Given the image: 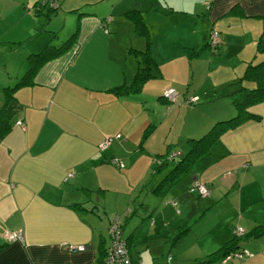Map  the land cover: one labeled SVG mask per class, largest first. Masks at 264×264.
Masks as SVG:
<instances>
[{
	"label": "crops",
	"instance_id": "crops-1",
	"mask_svg": "<svg viewBox=\"0 0 264 264\" xmlns=\"http://www.w3.org/2000/svg\"><path fill=\"white\" fill-rule=\"evenodd\" d=\"M57 3L58 7L53 10L42 4V0H0V49L17 54L20 62L29 64V54L47 46L60 47L72 38L67 49L38 67L33 84L14 94L20 104L16 111L22 123H16L0 142V264H103L111 240L109 224L116 215L119 221L122 218L126 221L129 210L117 206L115 212L122 216L114 214L110 218L107 214L108 218L103 217L92 199L84 198L85 195L94 189L103 191L110 174L117 175L116 167L123 164L121 155L127 156L120 155L117 147L134 146L146 137L144 147L151 151L148 155L153 169L151 157L155 156L158 162V157L173 147L172 139L163 144L155 141L157 121L150 114L141 117L140 111H147L150 100L141 95L151 94L157 103L165 105L168 101L161 97L162 92L168 86H177V90L184 92V86L178 85L180 79L175 77L162 83L149 79L136 93L114 94L111 88L131 79L120 73L128 64L121 58L129 48L148 44L150 54L157 58L152 49L154 45L159 41H174L168 33L171 27L182 28L186 33L183 42L186 84L193 83L186 96L203 94L201 106L209 102L215 105L219 99L228 97L218 95L231 90L226 84L242 74L247 62L264 56L257 53L252 57L244 48L238 51L229 46L236 38L246 41L251 27L242 29L239 35L226 33V29L246 17L258 19L254 24L257 30L264 28V0H55ZM233 7L242 15H230ZM132 10L140 11L146 35H139L134 22L125 16ZM185 20H190L188 29L180 25ZM164 25L168 30L163 29ZM211 27L218 30L221 42L214 54L206 48L199 55H192L205 42ZM65 28L73 31L67 38L60 39L59 34ZM103 28L108 31L105 33ZM124 31L129 35L135 32L137 37L125 43L121 40ZM198 32L196 40L188 38V34ZM202 37L203 43H200ZM112 42L126 46L122 56L115 51L108 53L106 49L102 52V47H109ZM231 48L235 56L227 62L225 74L229 75L215 85L218 88L202 89V83H196L197 68L206 67L209 74L215 70L210 63L219 66L224 62L223 54ZM91 51H95L94 55ZM180 56L178 50L166 53L165 58L173 59L171 65L177 67ZM102 60L108 63L110 70L100 63ZM117 60L121 61L117 63ZM96 61L99 63L93 67ZM109 62L116 63L112 66ZM17 77L11 76L14 80ZM186 96L177 98L178 104L173 106L171 114L181 107L191 111L198 108L197 103L195 107L182 106L180 101H185ZM218 107L216 119L211 124L212 119L201 121L199 128H210L221 118L219 115L228 117L235 113L233 103ZM249 109L259 114L260 120H248L225 132L201 155L199 171L191 168L190 175L185 174L180 183L170 186L172 200L166 204L162 198L157 200L155 210L160 209L162 216L154 220L150 236L160 245L164 243L161 250H153L150 258H146L135 244L136 231L128 235L122 232L131 243L130 255L136 264H163V261L170 264L174 255L180 259L178 253H172L176 252L174 246H168L165 241L170 239L165 231L172 222L162 213L163 204L171 210L170 205L176 208L180 204V210H176L180 223L190 221L195 204L197 208L203 204L208 209L214 208L220 214L215 225L221 227L213 236L212 252L233 237L235 228L242 227L245 238L254 228L264 225V102ZM145 130L147 134L143 137ZM117 135L119 137H112ZM108 137H112L111 144L101 149V142ZM153 140L157 146H153ZM113 158L121 161L120 166L111 163ZM144 173L142 182L150 171L146 169ZM195 180L207 184L210 192L189 206L188 201L192 199L189 188ZM147 208L150 209L149 204ZM225 213L229 215L227 218ZM5 229L21 230L24 240L6 242L2 233ZM243 247L248 253L243 258L234 256L232 261L208 264H264V233L248 237ZM200 248L203 251V247ZM159 255H162L161 260Z\"/></svg>",
	"mask_w": 264,
	"mask_h": 264
},
{
	"label": "rangeland",
	"instance_id": "rangeland-1",
	"mask_svg": "<svg viewBox=\"0 0 264 264\" xmlns=\"http://www.w3.org/2000/svg\"><path fill=\"white\" fill-rule=\"evenodd\" d=\"M256 20L258 19L246 17L242 21L237 23V25L232 26L231 29H226V33L227 31H229L230 33L239 35L242 33V29L251 27V29L247 33L248 39H246V41L236 38L234 39V42L229 44V46H232L233 49L238 51L244 48L243 51L246 54L250 52L249 55H253L252 57H254V55L256 56L257 53L260 54L261 50L258 48V41L260 36L262 35V32L264 31V28L257 30V25H254L257 22ZM166 23L172 25L168 21H166ZM180 25H182L185 29H188L190 26V20L182 21ZM173 27L174 26L171 27V30L168 33L175 40L159 41L152 48L154 54H156L157 56V58H155L154 56L152 58L155 62L159 61L161 63L157 64V69L155 67L154 69H151V72H160L158 76L151 79H156L155 81L162 83V81L166 82V80L170 77L178 78L180 79L178 85L182 83V85L184 86V92H187L189 88H193V83L189 82V85L186 84L188 75L185 72V67L187 63H183L184 55L186 54L183 43L186 33L182 28L175 29ZM165 28L168 30L167 25H164L163 29ZM72 31L73 30L67 31V28L63 29V31H61L59 34L60 39L67 38L72 33ZM103 31L106 33L108 29L103 28ZM136 37L137 35L135 34V32L133 35H129L124 31L121 40L127 43L135 39ZM197 37H199V32L188 34L189 39L196 40ZM201 39L202 40L200 43H203V37ZM109 40H112V38H110ZM147 40L148 36L145 37L146 42ZM125 47L126 46L122 42H112V45L109 47H106V45L103 46L102 52H104V50L106 49L108 53H113L115 51V53L119 54V56H122L124 54ZM145 47L146 44L143 45L142 48H129L128 53H126L121 58L123 62L128 61V64H125V67L123 66L120 71L122 77H134L135 73L138 71V68L141 67L144 63L140 51L144 50ZM178 50L180 51L181 56L178 59L179 62L177 67H174V65H171L174 62L173 59L165 58V55L166 53H176ZM91 52H93L92 54L94 55L95 51ZM207 52H211L210 49H208ZM127 56L128 58H126ZM233 56H235V51L231 48V50H228L227 53L223 54L222 59L224 60V62L219 66H215L213 63H210L212 67H215V70H212L211 72H209V74H207L206 67L197 68L196 78L198 82L196 83H202V89L218 88V86L215 85L217 83H220L221 81L223 82L224 79H226V77L229 75L225 74L228 70L227 62ZM17 58L19 59L15 60ZM20 59L21 58L17 54H12L8 51L3 52L2 49H0V108L5 101L3 88L8 84L12 85L15 81L11 78V76H19L20 78L29 68L30 64H28L27 61L23 60L20 62ZM121 60H117V63H119ZM98 63V61L94 62L92 66L95 67L98 65ZM100 63L104 65L106 64L107 68L110 70L107 62L102 60ZM115 63L109 62V64L112 66H114ZM8 70L12 71V73L9 74ZM161 72L163 73V75L161 74ZM175 88H177V86ZM141 96L144 99H150L148 100L146 105L147 111L145 113L140 111L141 117L146 114H150L157 121L158 129L155 133V141L163 144V142H165L167 139H172L171 144L173 145V147H171V149H169L167 152H163L162 155L158 157L161 162L169 159V154L170 152H172V150L178 151L177 149H180L181 151H184L185 145L183 144V141L186 138H200L205 132H207V130L209 129L207 128V126L199 128L198 125L205 119H212V121L210 122L211 124L216 119V114H218L220 110L218 106H225L228 102L232 104V100L230 97H223L219 99V103L215 105L209 102L201 106V103L204 102V95L198 94L200 100L196 102L198 103L196 104L198 105V108L195 109V111H191L186 107H181L178 111H176L175 114H171L173 106H177L178 102H166L165 105H161L160 103L156 102L157 100H154V96H151V94L144 93ZM180 103L182 104V106H196L188 104L184 100L180 101ZM167 106H170L171 109L168 110ZM229 115H232V113ZM219 116L221 117V115ZM145 132L147 134V130H145ZM112 137L117 138L119 137V135ZM139 141H137L134 146H128L127 148H116L120 155H127L125 157L121 155L123 164L121 165V167H116L117 175L113 173L110 174V176L106 179L103 191H98L97 189L90 190L87 192V195H85L84 198L90 197L93 203H95L94 205L97 206V210L100 211L103 217L106 218H108L107 214L110 215V218L111 215L114 214H119V216H122L120 212H115L117 206L123 207L122 209L128 208L129 211L127 213V216L129 218H127L126 221H123V218L121 217V221H123L122 231L124 235H128L131 232L135 233L136 231V233L133 235L136 238L135 244L138 248V251H141V253H143L146 258H150L151 252L153 250H161L162 246L164 245V240L162 241L163 244L160 245L157 239H154L152 236H150V232L153 230L152 226L154 224V220L157 218V216H162L160 214V209L155 210V207L157 206L156 202L160 198H162L163 203L165 204L168 201H171L172 199L169 195L170 186H172L173 183H180L186 176H184L185 174H183L182 176H180L182 177V179L177 182L166 179L162 182V179H164L166 174L168 175V173L174 167L177 158L174 159V162L172 158L169 159L170 162L167 163L169 165L162 164L161 166H159L160 160H158V163L156 162L155 156H152L151 161L155 166L153 169L151 168L150 157L148 155V152L150 153L151 151L147 147H144L146 144V137L143 139L141 138V140L139 139ZM178 141H180L179 144H177ZM152 142L153 146H157L154 140ZM200 157L201 156H199L198 159L191 165V168L194 169V171H199L201 168ZM113 159H111V163L115 164L112 162ZM117 161L118 163L115 165L120 166L121 161L118 159ZM146 169L149 170L150 173L142 182L145 174L144 171ZM191 173H189V175ZM72 174L73 173L70 172L69 176H72ZM135 187L137 188L134 189ZM158 188L159 190L156 191ZM190 195L192 196V199L188 201L189 206L195 204L196 200H202L205 198L203 196H198L196 193L190 192ZM147 204L150 205V209L147 208ZM203 205L204 206H201V208H197L195 204V209H193L190 221L182 223H180V218L178 217V212L176 211L177 209L180 210V204H178L176 208L170 205L171 208H173L172 210L169 209L168 205H162V213L166 215L172 222L171 227H169L165 231L167 233V237H169L170 239L166 238L165 241H167L168 246H174L176 252L172 251V253H178L180 257V259L177 260V256L175 257L174 255L173 262L170 264H192L197 261V258L201 259L204 256V259H207L210 256V253H212L213 242L215 241L213 236L217 234L216 230L221 227L219 225H215L219 220L220 214L214 208L208 209L206 208L208 206H206L205 204ZM223 215L226 218L229 216L228 213H225ZM194 234H197V236H195ZM200 247H203V251ZM158 259L161 260L162 255H159ZM162 263L169 264L166 262L164 263V261Z\"/></svg>",
	"mask_w": 264,
	"mask_h": 264
},
{
	"label": "trees",
	"instance_id": "trees-1",
	"mask_svg": "<svg viewBox=\"0 0 264 264\" xmlns=\"http://www.w3.org/2000/svg\"><path fill=\"white\" fill-rule=\"evenodd\" d=\"M49 7L54 10L58 7V5H53L52 3H50ZM208 7L209 3H207V8ZM229 14L239 16L242 15L240 10H238L236 7L231 8ZM125 16L129 20L134 22L136 32L139 35H146L147 28L142 20L140 11H127L125 13ZM71 42L72 38L65 41L60 47L53 48L47 46L37 53L29 54L27 56V60L29 61L30 65L25 74L20 78L17 77L12 85L8 84L3 88L5 101L2 107L0 108V142L7 135V133H9V131L16 123H18L19 121L21 122V120L18 119L17 116L18 110L16 111V108H19L20 104L16 101V96L14 95L15 92L22 87L33 84V77L38 67L41 66L48 59L62 53L65 49L69 47V44ZM220 43L221 42L218 30L214 27H211L207 38L205 39V42L198 50L194 51L192 55H199V53H201L206 48L210 49V51L214 54L216 48ZM258 48L261 50V53H264V31L262 32V35L259 38ZM140 52L142 54V60L144 62L143 65L138 68V71L135 73L133 78H131L130 80H124L122 84L111 88L110 91H112L114 94L120 95L129 92L136 93L141 90L142 86L147 80L155 78L160 74V72H151V69L157 67V63L154 61L150 54V47L148 46V44L146 45L145 49ZM226 86L231 88V90L219 94L218 97H230L235 108V113L228 117L221 116V118L216 120L207 130V132H205L200 138H186L183 142V144L185 145L184 151L178 150L170 152V154L174 152H179L178 155L173 158V162L176 158L177 161L172 170L168 173V175L166 174L164 179H162V182L165 179L174 182L179 179L180 176H182L183 174L189 173L191 165L195 162V160L203 153L208 151L211 146L216 143L226 131L236 128L237 126L241 125L242 123L248 120H260L261 116L259 114L253 113L252 111H250L249 108L255 104L264 102V56L260 60L253 59L247 62L242 74L234 80L228 82ZM169 88L174 87L168 86L165 90ZM174 89L179 94L177 98L181 95L186 96L187 94V92L179 91L176 88ZM165 90L161 94V97H163L164 99H166L164 97ZM194 96L197 97V100L194 102H190L189 98ZM177 98L173 101H169L167 99L166 100L168 102L173 103L176 102ZM185 101L188 104L195 105L196 102H198V96L196 94L192 96L187 95L185 97ZM145 135L146 132L144 133V136ZM168 162H170L169 159H166L163 162L160 161L159 166H161L162 164H167ZM158 190L159 188L156 191ZM122 225L123 224L121 223V227ZM262 233H264V225L257 226L256 228H254L251 232L246 234L245 238H243V236H237L234 231L233 237L229 239L226 243H224L222 247L219 248V250H215L214 252L210 253V256L207 259H197V261L192 264H208V262L211 261H221L222 258L225 257L227 254L245 249L243 247V243L248 237L259 236ZM126 243L130 255L131 243L127 239ZM130 258L132 264H136V262L132 259L131 255Z\"/></svg>",
	"mask_w": 264,
	"mask_h": 264
},
{
	"label": "built area",
	"instance_id": "built-area-1",
	"mask_svg": "<svg viewBox=\"0 0 264 264\" xmlns=\"http://www.w3.org/2000/svg\"><path fill=\"white\" fill-rule=\"evenodd\" d=\"M53 5H55V0H52L51 2ZM178 92L174 88H169L165 90L164 97L169 100L173 101L177 98ZM197 100V97H190L189 101L194 102ZM20 121L18 122V124ZM112 137L105 138L101 144L100 148L104 149L107 148L111 144ZM179 152H174L169 155V159H173L178 155ZM113 163L117 164V159L112 160ZM189 191L191 193H196L198 196H206L209 194L210 189L207 184H204L198 180H195L192 186L189 188ZM173 205L176 204L175 201L172 202ZM235 234L237 236H242L244 233V230L242 227L235 228ZM122 227L121 223L118 220V216H114V218L111 220L109 224V233H110V244L105 252L104 258H103V264H132L131 258L128 252L126 239L122 235ZM3 238L6 242H16V241H23L24 240V234L21 230H9L5 229L3 232ZM75 247L71 246V249H74ZM235 253V254H234ZM244 254H248L246 252V249L232 252L227 254L225 257L222 258V262L232 261L234 259V256L243 258Z\"/></svg>",
	"mask_w": 264,
	"mask_h": 264
},
{
	"label": "water",
	"instance_id": "water-1",
	"mask_svg": "<svg viewBox=\"0 0 264 264\" xmlns=\"http://www.w3.org/2000/svg\"><path fill=\"white\" fill-rule=\"evenodd\" d=\"M52 0H42V4L49 5Z\"/></svg>",
	"mask_w": 264,
	"mask_h": 264
}]
</instances>
